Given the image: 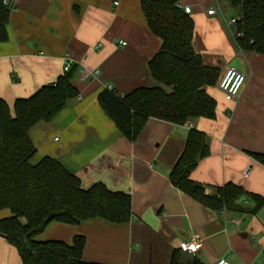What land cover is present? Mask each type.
I'll return each mask as SVG.
<instances>
[{"label":"crops","instance_id":"1","mask_svg":"<svg viewBox=\"0 0 264 264\" xmlns=\"http://www.w3.org/2000/svg\"><path fill=\"white\" fill-rule=\"evenodd\" d=\"M8 40L0 42V97L12 114L17 98L55 82L71 61L79 95L50 121L30 130L33 162L57 159L82 187L104 183L131 196V217L113 224L52 221L40 240L71 243L82 234L83 258L104 264H169L180 243L194 236L202 247L191 254L202 264L225 258L230 264H264V204L240 198L236 208L214 210L172 184L169 175L191 129L205 133L209 154L198 160L191 179L215 194L233 183L264 198V54L240 49L220 0H180L195 23L193 45L220 75L239 59L247 77L241 94L229 98L217 84L216 117L177 124L151 117L135 140L128 139L98 100L106 86L120 95L138 87H162L148 63L162 39L148 27L141 0H10ZM217 8L213 15L208 9ZM126 41V45L120 44ZM70 68V70H71ZM69 70V71H70ZM97 70L89 77L83 72ZM248 169V175L244 171ZM238 207V208H237ZM10 216L0 211V219ZM232 219H239L237 224ZM188 254V253H187ZM0 264H23L18 249L0 236Z\"/></svg>","mask_w":264,"mask_h":264},{"label":"trees","instance_id":"2","mask_svg":"<svg viewBox=\"0 0 264 264\" xmlns=\"http://www.w3.org/2000/svg\"><path fill=\"white\" fill-rule=\"evenodd\" d=\"M180 0H141L148 27L162 39L161 48L148 63L154 79L162 87H138L120 95L107 86L98 100L118 129L135 140L151 117L177 124L191 118L216 117V99L207 88L216 86L220 70L206 65L193 45V17L178 6ZM241 8L234 27L240 49L264 54V0H227ZM12 8L0 0V42L8 40ZM75 67L55 82L40 87L34 94L17 98L14 113L0 97V211L10 216L0 219V236L13 244L23 264H104L83 258L85 236L76 234L72 242L40 240L38 235L52 221L80 224L92 219L109 223H127L131 217V196L110 190L98 182L82 187L78 176L68 171L57 159L45 156L33 162L36 147L30 130L37 123L50 121L79 91L73 83ZM209 154L205 133L191 129L184 149L169 178L173 185L204 205L214 209L236 208L240 198H250L256 208L264 198L228 183L215 194L191 179L198 160ZM264 161V154L253 153ZM238 208V207H237ZM169 264H202L198 258L175 249Z\"/></svg>","mask_w":264,"mask_h":264},{"label":"built area","instance_id":"3","mask_svg":"<svg viewBox=\"0 0 264 264\" xmlns=\"http://www.w3.org/2000/svg\"><path fill=\"white\" fill-rule=\"evenodd\" d=\"M10 0H4L5 3H9ZM179 7L184 8L187 13L191 12V8L189 6H181V4H178ZM208 14L213 15L217 12V8L211 7L208 9ZM236 18H230L227 19L226 23L228 26L234 25L236 23ZM120 44L126 45L127 42L120 40ZM72 65V62L69 61L64 67V71L67 72L70 70ZM98 71H89V72H83L84 77H89L91 75L96 74ZM246 73L243 70H240L236 67L230 66L227 67L226 70L220 75L217 86L220 91L225 93L229 98H237L241 91L243 90L246 82ZM108 88H112V86H107ZM244 175H248V169L244 171ZM233 222L239 224V219H232ZM203 245L202 239L198 236H194L193 238L189 240H184L180 243V248L182 251L188 253V254H195ZM214 264H230L225 258H222L215 262Z\"/></svg>","mask_w":264,"mask_h":264},{"label":"rangeland","instance_id":"4","mask_svg":"<svg viewBox=\"0 0 264 264\" xmlns=\"http://www.w3.org/2000/svg\"><path fill=\"white\" fill-rule=\"evenodd\" d=\"M220 6L223 9V14L227 17V19H230V18L239 19V17L241 16V8L240 7H232L231 5H229L227 0H220ZM227 27L229 30L230 29L233 30L235 27V24L227 26Z\"/></svg>","mask_w":264,"mask_h":264},{"label":"water","instance_id":"5","mask_svg":"<svg viewBox=\"0 0 264 264\" xmlns=\"http://www.w3.org/2000/svg\"><path fill=\"white\" fill-rule=\"evenodd\" d=\"M231 66L236 67L240 70H243V67H242L240 60L238 58L234 60V62L231 64Z\"/></svg>","mask_w":264,"mask_h":264}]
</instances>
